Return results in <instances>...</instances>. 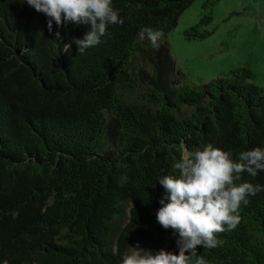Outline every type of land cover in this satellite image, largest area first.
Wrapping results in <instances>:
<instances>
[{
  "label": "trees",
  "instance_id": "1",
  "mask_svg": "<svg viewBox=\"0 0 264 264\" xmlns=\"http://www.w3.org/2000/svg\"><path fill=\"white\" fill-rule=\"evenodd\" d=\"M193 1L113 0L123 24L80 54L72 41L86 26L49 32L24 0H0V264H119L134 242L175 252L155 218L174 146L211 143L234 157L264 147V86L249 67L178 86L161 39ZM212 21L204 14L185 37L205 39ZM144 26L163 31L158 49L139 40ZM244 180L264 185V172ZM248 199L222 244L197 246L208 264H264V191Z\"/></svg>",
  "mask_w": 264,
  "mask_h": 264
},
{
  "label": "clouds",
  "instance_id": "2",
  "mask_svg": "<svg viewBox=\"0 0 264 264\" xmlns=\"http://www.w3.org/2000/svg\"><path fill=\"white\" fill-rule=\"evenodd\" d=\"M35 11L47 18V28L52 32L53 22L86 26L83 38H74L77 52L85 53L102 42L107 29L123 24L120 10L113 0H24ZM55 36L59 38L60 33ZM161 29L144 26L139 40L147 39L153 49L160 47ZM68 52L71 44L62 45ZM179 158L172 163L173 172L157 177L163 188L155 212L157 223L171 229L175 237L176 251L163 248L152 251L139 243L128 246L119 264H208L198 254L197 246L213 249L222 244L217 234L232 230L239 222L242 205L248 197L264 191V185L251 181L241 182L242 174L252 178L264 172V147L243 149L233 156L211 143L189 150L183 142L174 146Z\"/></svg>",
  "mask_w": 264,
  "mask_h": 264
},
{
  "label": "rangeland",
  "instance_id": "3",
  "mask_svg": "<svg viewBox=\"0 0 264 264\" xmlns=\"http://www.w3.org/2000/svg\"><path fill=\"white\" fill-rule=\"evenodd\" d=\"M207 1L194 0L174 31L161 39L169 47L175 74L179 71L184 75L178 86L207 83L241 67H249L254 73L252 82L264 86V0H215L204 7ZM209 12L213 17L207 26L211 35L187 39L184 31ZM125 223L126 219L118 221L115 240Z\"/></svg>",
  "mask_w": 264,
  "mask_h": 264
}]
</instances>
